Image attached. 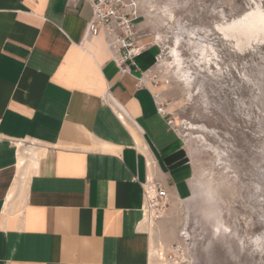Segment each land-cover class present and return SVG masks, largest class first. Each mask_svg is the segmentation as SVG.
<instances>
[{"label": "crops", "instance_id": "1", "mask_svg": "<svg viewBox=\"0 0 264 264\" xmlns=\"http://www.w3.org/2000/svg\"><path fill=\"white\" fill-rule=\"evenodd\" d=\"M90 16L84 0H0V264L153 262L142 183L170 197L182 162L144 78L156 49L120 74Z\"/></svg>", "mask_w": 264, "mask_h": 264}, {"label": "rangeland", "instance_id": "2", "mask_svg": "<svg viewBox=\"0 0 264 264\" xmlns=\"http://www.w3.org/2000/svg\"><path fill=\"white\" fill-rule=\"evenodd\" d=\"M136 3L156 49L144 78L182 155L152 264H264V32L242 25L264 0Z\"/></svg>", "mask_w": 264, "mask_h": 264}, {"label": "built area", "instance_id": "3", "mask_svg": "<svg viewBox=\"0 0 264 264\" xmlns=\"http://www.w3.org/2000/svg\"><path fill=\"white\" fill-rule=\"evenodd\" d=\"M91 9L86 23V33L101 34L120 74L137 70L136 58L148 47L139 33V8L136 0H84ZM142 77H139L138 81ZM158 112L161 107L157 106ZM144 210L149 219L157 220L165 212L170 197L166 187L157 179L142 183ZM180 244H174L171 252L179 254Z\"/></svg>", "mask_w": 264, "mask_h": 264}, {"label": "bare ground", "instance_id": "4", "mask_svg": "<svg viewBox=\"0 0 264 264\" xmlns=\"http://www.w3.org/2000/svg\"><path fill=\"white\" fill-rule=\"evenodd\" d=\"M242 25H243V29L244 30H256L255 32H257L258 30L264 32V13L262 12H257V13H254V14H251V15H248L246 17V19L244 21H242ZM241 23V22H240ZM241 25V24H240ZM252 30V31H253ZM259 32V31H258ZM176 61V60H175ZM21 149V148H20ZM30 151V150H29ZM27 153L25 154H29L28 151H26ZM31 152V151H30ZM24 164V156L22 155H19L18 156V162H17V166L18 167H21L23 166ZM146 214V213H145ZM163 216V215H162ZM146 217H147V214H146ZM146 219V218H145ZM147 221L150 222H155L156 220H153V219H149L147 217ZM151 224V223H150ZM164 250V247L160 248V251H163ZM155 252H156V248L155 246H153L150 250V255L152 256V260L154 259V255H155ZM163 254V252H161ZM150 256V257H151ZM165 259V257H163V260ZM154 262V261H153ZM155 263V262H154ZM153 263V264H154Z\"/></svg>", "mask_w": 264, "mask_h": 264}]
</instances>
